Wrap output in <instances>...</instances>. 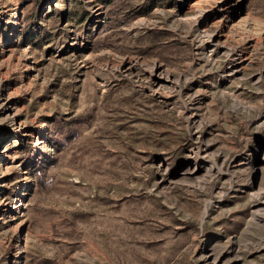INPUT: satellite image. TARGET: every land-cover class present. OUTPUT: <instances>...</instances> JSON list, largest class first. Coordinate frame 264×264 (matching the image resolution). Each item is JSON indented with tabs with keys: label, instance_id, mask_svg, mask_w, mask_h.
I'll return each mask as SVG.
<instances>
[{
	"label": "rangeland",
	"instance_id": "374dc122",
	"mask_svg": "<svg viewBox=\"0 0 264 264\" xmlns=\"http://www.w3.org/2000/svg\"><path fill=\"white\" fill-rule=\"evenodd\" d=\"M234 1L0 0V264H264V0Z\"/></svg>",
	"mask_w": 264,
	"mask_h": 264
},
{
	"label": "bare ground",
	"instance_id": "6f19581e",
	"mask_svg": "<svg viewBox=\"0 0 264 264\" xmlns=\"http://www.w3.org/2000/svg\"><path fill=\"white\" fill-rule=\"evenodd\" d=\"M241 2H242V0H235L233 3H232V8H238L237 10L236 9H234L235 11L233 12L234 13V18H238L239 20H242L243 18H245L244 16H245V14H247L246 12H244V11H242L240 8H241ZM188 6H190V3L188 4ZM233 18V19H234ZM239 24V23H238ZM18 25V15H16L15 16V18H14V20H13V28H14V30L13 31H15L16 30V26ZM235 25V24H234ZM209 36L210 37H212V38H214L215 40H218L219 38H221L222 36H225V35H223L222 34V32L221 31H216V32H213V33H210L209 34ZM212 40V39H211ZM75 46V45H74ZM227 47V46H226ZM225 53H226V55L227 54H229L230 53V50H229V48L227 49V48H225ZM232 54V53H231ZM232 56V55H231ZM247 58V57H246ZM122 64H123V67H128L130 64H131V62L130 61H124V62H122ZM242 64V63H241ZM238 65H240V64H238V63H235L234 64V66H233V68L235 69V70H233V71H236L239 67H238ZM159 75V74H158ZM160 75H162V76H159V82H160V84L162 83V82H165V81H168L169 80V74L167 73L166 75L165 74H162V73H160ZM44 137V135L43 134H41L40 135V138L42 139ZM1 165V164H0ZM3 174V173H2ZM22 195V194H21ZM257 196H258V201H259V204H260V206H262L261 207V209L263 210L264 209V196H260V194L259 193H257ZM260 210V209H259ZM259 212V211H258ZM263 213H264V211H262Z\"/></svg>",
	"mask_w": 264,
	"mask_h": 264
}]
</instances>
